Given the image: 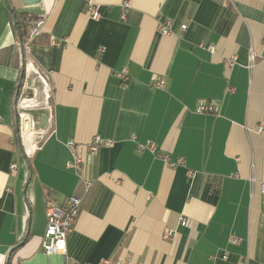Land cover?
Segmentation results:
<instances>
[{"label": "crops", "instance_id": "1", "mask_svg": "<svg viewBox=\"0 0 264 264\" xmlns=\"http://www.w3.org/2000/svg\"><path fill=\"white\" fill-rule=\"evenodd\" d=\"M8 1L40 18L28 56L49 92L26 109L38 135L20 137L28 165L15 135L16 46L0 0V264H264V0ZM201 98L216 112H196ZM94 136L112 143L88 162L84 192L66 166V142ZM161 154L183 162L170 167ZM69 195L82 201L65 251L46 253V202Z\"/></svg>", "mask_w": 264, "mask_h": 264}, {"label": "built area", "instance_id": "2", "mask_svg": "<svg viewBox=\"0 0 264 264\" xmlns=\"http://www.w3.org/2000/svg\"><path fill=\"white\" fill-rule=\"evenodd\" d=\"M130 0H122L121 6L123 8H127L129 6ZM88 12L89 15L93 18L99 17V11L96 6L93 4H88ZM125 13L123 12L121 17L124 18ZM40 22L37 21L34 24V27L28 31V38L24 43V51L25 53H29L31 49V41L34 36L37 34L36 26H38ZM172 21L169 19L162 20L159 23L158 29L162 34H168L171 31ZM185 24H181L180 28L184 29ZM52 44L59 45L60 42L52 40ZM262 45L264 47V38L262 39ZM235 57H231L226 60L228 64H232ZM250 61L254 60V54L249 53ZM120 76L124 81L127 80L125 75V69H123L120 73ZM163 81L159 80L155 82V86L162 87ZM217 102L214 100L207 99H198L195 107V111L198 113H214L217 110ZM47 126H49V122L47 119ZM18 128L20 137L26 138L27 134L34 133V129L36 125L32 119V117L27 112H21L18 116ZM261 129V126H259ZM35 134V135H34ZM33 135L38 136L36 133ZM30 135V134H29ZM33 139L30 140V145L33 147H37V142L39 141V137H37L36 141ZM112 140L110 139H102L99 136H94L90 141L80 144L73 139H70L66 142V146L69 149L71 158L67 162L66 166L73 170V172L79 178L83 191L86 192L91 186V179L88 174V162L92 161L93 156L97 153L98 149L105 145H110ZM141 147V146H139ZM149 149L153 150L154 145L152 143H148L147 146ZM83 149L84 156L82 155L81 150ZM162 160L170 167H176L181 165L183 159L181 157L176 158L175 160L170 159L169 155L161 154ZM11 169H15L16 165L13 163L10 166ZM259 189L262 194L263 202H264V182L261 181L259 184ZM82 201V196L78 195H69L65 198L63 204H58L56 201L48 199L46 202V227L42 238L41 247L42 250L46 253H64L66 240L71 232L76 219L79 215L80 204ZM181 224H186V219H181ZM173 235V231L171 228H166L163 232V238H169ZM234 242H239L238 239H234ZM68 264H80L74 262H68ZM95 264H111V260L108 258H101Z\"/></svg>", "mask_w": 264, "mask_h": 264}, {"label": "trees", "instance_id": "3", "mask_svg": "<svg viewBox=\"0 0 264 264\" xmlns=\"http://www.w3.org/2000/svg\"><path fill=\"white\" fill-rule=\"evenodd\" d=\"M7 13L10 21V26L14 36V45L16 51L12 55L17 60L18 65V79L15 86V93L13 100V110L18 120L21 112H27V108H39V102L49 92V86L44 75L32 64L31 58L24 51V43L28 38V27L40 20L39 17H32L24 13H18L10 5L8 0H5ZM15 135L18 146L23 158L28 162L29 159L24 153L23 145L21 144L19 128L16 124ZM31 171L29 170L28 180L30 179Z\"/></svg>", "mask_w": 264, "mask_h": 264}, {"label": "water", "instance_id": "4", "mask_svg": "<svg viewBox=\"0 0 264 264\" xmlns=\"http://www.w3.org/2000/svg\"><path fill=\"white\" fill-rule=\"evenodd\" d=\"M39 1H40V0H23V2H24L25 4H28V5L36 4V3H38ZM16 124H17V127H18V120H16ZM39 127L44 128V129L47 127V117H46V116H44L43 123H42V125L39 126Z\"/></svg>", "mask_w": 264, "mask_h": 264}, {"label": "bare ground", "instance_id": "5", "mask_svg": "<svg viewBox=\"0 0 264 264\" xmlns=\"http://www.w3.org/2000/svg\"><path fill=\"white\" fill-rule=\"evenodd\" d=\"M39 128V127H38ZM41 129V128H40ZM26 141V140H25Z\"/></svg>", "mask_w": 264, "mask_h": 264}, {"label": "rangeland", "instance_id": "6", "mask_svg": "<svg viewBox=\"0 0 264 264\" xmlns=\"http://www.w3.org/2000/svg\"><path fill=\"white\" fill-rule=\"evenodd\" d=\"M37 139V138H36Z\"/></svg>", "mask_w": 264, "mask_h": 264}]
</instances>
